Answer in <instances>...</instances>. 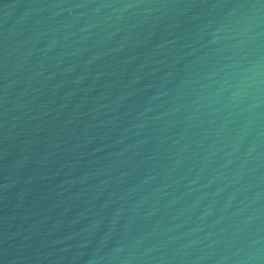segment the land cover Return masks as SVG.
<instances>
[{
  "label": "water",
  "instance_id": "water-1",
  "mask_svg": "<svg viewBox=\"0 0 264 264\" xmlns=\"http://www.w3.org/2000/svg\"><path fill=\"white\" fill-rule=\"evenodd\" d=\"M0 264H264V0H0Z\"/></svg>",
  "mask_w": 264,
  "mask_h": 264
}]
</instances>
